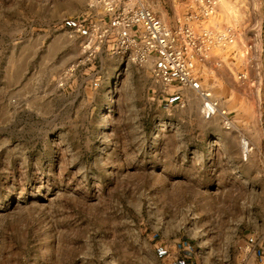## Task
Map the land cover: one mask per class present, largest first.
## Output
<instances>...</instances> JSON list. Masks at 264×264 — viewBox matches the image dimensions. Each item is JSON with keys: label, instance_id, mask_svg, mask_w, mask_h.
I'll list each match as a JSON object with an SVG mask.
<instances>
[{"label": "rangeland", "instance_id": "obj_1", "mask_svg": "<svg viewBox=\"0 0 264 264\" xmlns=\"http://www.w3.org/2000/svg\"><path fill=\"white\" fill-rule=\"evenodd\" d=\"M137 3L169 27L192 24L185 0ZM100 11L0 0V264H258L264 52L229 24L233 42L196 61L226 128L193 90L164 92L152 59L114 53L112 39L84 52L74 22ZM216 21L202 26L228 29Z\"/></svg>", "mask_w": 264, "mask_h": 264}, {"label": "built area", "instance_id": "obj_2", "mask_svg": "<svg viewBox=\"0 0 264 264\" xmlns=\"http://www.w3.org/2000/svg\"><path fill=\"white\" fill-rule=\"evenodd\" d=\"M185 1L191 8L188 19L192 24L169 27L137 0H98V17L85 13L73 26L86 36L81 48L88 55L112 39L114 53L127 54L134 63L152 59L151 74L164 92L174 84L193 90L202 99V116L220 114L223 125L229 128L232 121L227 111L219 107L218 100L202 86L196 61L204 60L212 48L232 43L233 33L231 29L217 31L202 26L203 20L214 14L219 0ZM72 70L70 67L66 73ZM242 147L246 155L250 146L243 141Z\"/></svg>", "mask_w": 264, "mask_h": 264}, {"label": "crops", "instance_id": "obj_3", "mask_svg": "<svg viewBox=\"0 0 264 264\" xmlns=\"http://www.w3.org/2000/svg\"><path fill=\"white\" fill-rule=\"evenodd\" d=\"M220 1H218L215 10V16L217 18L214 24L215 28L228 27V29H231L229 24H235L236 30L239 31L238 34L242 35L246 40V43L240 44V46L246 50H250L252 53L262 54L264 52V0H252L253 6L249 0H223V5H220ZM230 10L236 12V15H232ZM172 87H175L178 91L189 89L181 88L177 84L172 85ZM171 253L174 254L175 252ZM167 256H170V254ZM254 256L262 260L258 264H263L264 247L257 249ZM184 261L182 259H176L175 263L185 264Z\"/></svg>", "mask_w": 264, "mask_h": 264}]
</instances>
